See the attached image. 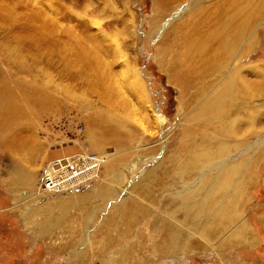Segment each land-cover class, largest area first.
I'll use <instances>...</instances> for the list:
<instances>
[{"label": "rangeland", "instance_id": "obj_1", "mask_svg": "<svg viewBox=\"0 0 264 264\" xmlns=\"http://www.w3.org/2000/svg\"><path fill=\"white\" fill-rule=\"evenodd\" d=\"M173 1L0 0V83L17 91L18 113L27 119L18 116L17 133L32 135L42 152L15 164L0 151V264H264V0H252L259 15L235 53L255 70L241 72L253 81L240 80L251 99L226 108L216 125L230 124L242 147L186 184L180 164L196 145L235 146L214 136L216 126L185 136L227 74L205 75L186 91L183 77L170 78L181 48L168 33L175 30L189 48L188 60L208 58L219 39L210 37L223 25L217 15L226 19L250 0ZM33 14L45 26L29 23ZM32 97L40 106L26 105ZM82 154L104 161L92 184L39 191L49 162ZM234 162L243 166L234 177L237 223L218 238L197 237L200 251L179 250L167 230L188 227L181 211L175 219L169 209L177 211L186 193L198 196L206 175L228 172ZM234 228L242 233L237 240Z\"/></svg>", "mask_w": 264, "mask_h": 264}, {"label": "bare ground", "instance_id": "obj_2", "mask_svg": "<svg viewBox=\"0 0 264 264\" xmlns=\"http://www.w3.org/2000/svg\"><path fill=\"white\" fill-rule=\"evenodd\" d=\"M173 2L175 1L168 0V4H172ZM251 2L252 0L247 2L249 4L246 3L242 7L236 6L233 8L231 16L226 19H223L224 17L221 13L217 15L218 17L216 19L221 20L223 25H220L213 35L211 34V41L214 40L215 36L219 39H217L214 45H212L213 53L210 51L211 55H208V58L205 56L203 58L202 56L198 55V58L196 57V62L195 60H188L189 48H187L185 44H182V41L175 39V30H171L168 33V37L173 36L171 40L174 42L175 47L179 46V48H181V52H177V56L172 61L170 78H172L173 81H179V79L183 77L184 80L182 82V87H184L186 91L188 90L187 88L199 86L200 78L203 80L205 75L215 78L221 76V74H227L223 82L218 85L216 91L207 100L205 107H202L199 111V117L196 119L200 120V123L198 122L195 126L188 127L185 136L190 135L194 131H200L202 128L206 129L207 127H211L210 130H213V126H220L223 120H225L224 116L226 108L235 107L237 103H244L245 101L248 102L251 99V95L248 94L247 88L249 86L245 87L240 82V80H244L243 73L241 72H245V76H250L251 74H255V70L253 67H245L242 65L241 56L239 55L237 57L235 55L237 47L249 37L250 29H252L251 21H254V19L259 15L257 12L258 10H252L253 7H251ZM246 5L248 7L245 8ZM261 6L263 8H260L259 11L264 10V2ZM35 14L30 15V21L28 22L31 24L39 22L40 26H45V22L41 19L37 20V16H35ZM220 16H222L221 19H219ZM43 38H45V36ZM214 50L217 54L214 53ZM246 54H248V52ZM242 55L246 56L245 53H242ZM207 78H205V80ZM244 81L247 85L253 86V84H251L253 81L249 80L251 83H248L246 80ZM200 97L201 96L199 94L197 98ZM14 110H16V108ZM237 113L238 110L234 112L235 115ZM18 116L22 118L24 115L20 113ZM5 117L9 118L13 117V115L8 113L5 115ZM14 117H16V115ZM157 117V119H159L158 125L159 123L162 124L163 119H161V117L159 118V116ZM246 124L250 125L248 122H246ZM1 125L5 126L3 123V117L1 118ZM217 128V130L213 131L214 136L232 139L235 146L231 147V145L227 146L225 144L223 146L217 147L216 149H213L212 146L210 147V150H205V148L202 150V145H196L197 151L194 154L184 158L180 164V180L182 183L186 184L192 181L202 169V166L211 164V162L218 158L221 159L226 157L228 154L236 152L242 147L243 142L235 139L237 134L233 131V129H231L230 124L227 125L225 123L223 127ZM25 129H28V127ZM211 141L212 139L209 138L207 140L208 144H210ZM233 148H235V150ZM242 168L243 166L241 164L234 162L233 165L229 166L228 172L227 170L221 168L222 170H219V173H215L214 175H206V178H203L202 188L199 191L198 196L192 195L191 192L186 193L183 198V203L179 206V208H177V211L169 209V214H175V219L178 217L179 211H181L183 213L182 223L188 227V232L179 230L178 227L174 225L167 230V237L174 243V245H178L179 250L200 251L203 249L204 245L203 243L197 242V237L201 238L202 241H208L213 235H216L218 238L220 235L222 236L225 231H228L232 224L235 222L237 223L239 214L237 212L238 207L236 206L238 202L235 199L238 196L239 189L235 186L236 179L234 177L235 174ZM155 172L153 173L155 174ZM153 173L152 175H154ZM169 197L170 202H172L173 197ZM240 228L238 230L236 228L232 229V233L230 235H233V237H231V239L237 240L241 233Z\"/></svg>", "mask_w": 264, "mask_h": 264}, {"label": "built area", "instance_id": "obj_3", "mask_svg": "<svg viewBox=\"0 0 264 264\" xmlns=\"http://www.w3.org/2000/svg\"><path fill=\"white\" fill-rule=\"evenodd\" d=\"M103 162L102 157L96 154L61 157L49 162L40 176L39 191L63 193L89 186Z\"/></svg>", "mask_w": 264, "mask_h": 264}, {"label": "crops", "instance_id": "obj_4", "mask_svg": "<svg viewBox=\"0 0 264 264\" xmlns=\"http://www.w3.org/2000/svg\"><path fill=\"white\" fill-rule=\"evenodd\" d=\"M41 47H43V45ZM7 87H8V85L0 83V126L3 127V125H1V118L2 117H3V123L5 125L4 129L2 130V131H4V134L3 135L0 134V137H1L0 138V151L4 152L5 154L7 153L8 156L13 160V162L15 164H17L19 162L22 163L25 160L31 161V158H33L32 160H35L38 157V155L39 156L42 155V152H40V149L38 147H36V145H34V143L32 141V139H33L32 135L17 133V127H18L17 122H19V120H18V114H19L18 108L20 107L18 104L19 102L16 98L17 97V95H16L17 91H15V93H13L11 90L7 91ZM31 91L33 92V90H31ZM9 92L12 93L14 98H11V96L8 95V94H10ZM25 100H26V102H28V104H26V105L30 106L32 109H33V107L40 106V102H38V101L34 102L33 97L31 99L26 98ZM15 108L17 111L14 110ZM12 109H13V111H12ZM5 111H7V112H5ZM31 112H32V110H31ZM8 113L12 114L13 117H9V118L5 117V115H7ZM22 114L24 116H22L21 119H22V121H24L25 114L23 112H22ZM40 114H42V113L39 112V116H40ZM15 115H16V117H14ZM25 121L27 122V119H25ZM11 123H13L14 125H12V127L8 126ZM2 131L0 129V132H2ZM6 150L8 152H6ZM44 157H45V154H44ZM28 161H26V162H28Z\"/></svg>", "mask_w": 264, "mask_h": 264}]
</instances>
